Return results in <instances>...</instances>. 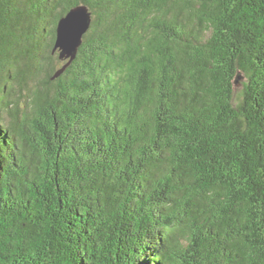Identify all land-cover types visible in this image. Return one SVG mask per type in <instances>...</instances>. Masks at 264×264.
Returning a JSON list of instances; mask_svg holds the SVG:
<instances>
[{"label":"trees","instance_id":"trees-1","mask_svg":"<svg viewBox=\"0 0 264 264\" xmlns=\"http://www.w3.org/2000/svg\"><path fill=\"white\" fill-rule=\"evenodd\" d=\"M0 264H264V0H0Z\"/></svg>","mask_w":264,"mask_h":264},{"label":"water","instance_id":"water-1","mask_svg":"<svg viewBox=\"0 0 264 264\" xmlns=\"http://www.w3.org/2000/svg\"><path fill=\"white\" fill-rule=\"evenodd\" d=\"M92 20V11L84 4L72 7L59 19L54 51L59 49L60 57L68 61L54 77L59 76L76 58L83 43V36L89 30Z\"/></svg>","mask_w":264,"mask_h":264},{"label":"rangeland","instance_id":"rangeland-1","mask_svg":"<svg viewBox=\"0 0 264 264\" xmlns=\"http://www.w3.org/2000/svg\"><path fill=\"white\" fill-rule=\"evenodd\" d=\"M245 81V78L243 77L242 79L239 80L238 83L235 84V90H236V94L239 95L241 94L242 90H243V83Z\"/></svg>","mask_w":264,"mask_h":264}]
</instances>
